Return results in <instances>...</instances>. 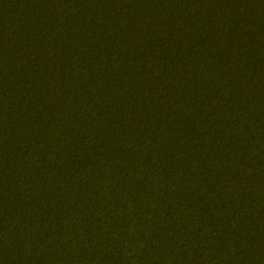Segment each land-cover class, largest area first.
<instances>
[{
	"label": "trees",
	"instance_id": "1",
	"mask_svg": "<svg viewBox=\"0 0 264 264\" xmlns=\"http://www.w3.org/2000/svg\"><path fill=\"white\" fill-rule=\"evenodd\" d=\"M0 264H264V0H0Z\"/></svg>",
	"mask_w": 264,
	"mask_h": 264
}]
</instances>
